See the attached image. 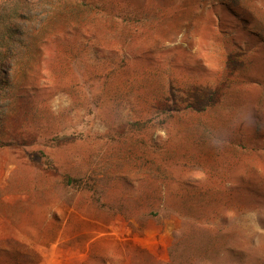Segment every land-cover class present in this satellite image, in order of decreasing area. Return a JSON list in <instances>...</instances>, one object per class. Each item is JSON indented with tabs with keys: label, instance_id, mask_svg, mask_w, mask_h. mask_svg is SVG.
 <instances>
[{
	"label": "rangeland",
	"instance_id": "374dc122",
	"mask_svg": "<svg viewBox=\"0 0 264 264\" xmlns=\"http://www.w3.org/2000/svg\"><path fill=\"white\" fill-rule=\"evenodd\" d=\"M89 1L0 67V264H264V0Z\"/></svg>",
	"mask_w": 264,
	"mask_h": 264
},
{
	"label": "trees",
	"instance_id": "16d2710c",
	"mask_svg": "<svg viewBox=\"0 0 264 264\" xmlns=\"http://www.w3.org/2000/svg\"><path fill=\"white\" fill-rule=\"evenodd\" d=\"M113 1L114 4L112 6L115 10H118V17L128 12L123 4L129 0ZM69 2L74 5L81 3L88 8H91L89 3H93L89 0H12L10 3L1 5L0 67L3 68L5 64L11 61L8 66L13 67L16 71L22 70L25 64L23 62L25 53H40L44 49L41 44L38 45V41L42 40L40 34L46 32L51 34L59 22L64 20L70 21L72 17L78 16L77 12L79 10L77 11L73 7L69 10L66 9V4ZM219 4L225 6L228 10H233V7L229 3L220 2ZM241 11L245 15L244 17L250 20L249 22L259 24L256 21V13L251 10L248 12ZM260 26H258L260 30L263 29ZM168 108L164 107L160 109L157 105L150 104L148 110L144 112L146 113L145 117L138 118L129 124L130 132L139 136L151 127L162 126L164 120L158 117V115L162 114L166 119L170 118L173 113L169 112Z\"/></svg>",
	"mask_w": 264,
	"mask_h": 264
}]
</instances>
